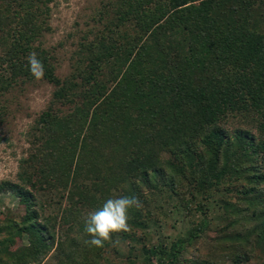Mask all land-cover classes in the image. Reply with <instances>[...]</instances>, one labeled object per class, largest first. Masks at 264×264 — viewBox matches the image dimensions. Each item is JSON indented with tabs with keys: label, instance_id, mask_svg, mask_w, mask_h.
<instances>
[{
	"label": "trees",
	"instance_id": "obj_1",
	"mask_svg": "<svg viewBox=\"0 0 264 264\" xmlns=\"http://www.w3.org/2000/svg\"><path fill=\"white\" fill-rule=\"evenodd\" d=\"M51 2L0 0V125L31 52L52 87L0 180L22 207L0 212V264H264V0H107L63 78L39 40ZM120 196L142 205L129 231L88 246V213ZM213 221V249L181 260Z\"/></svg>",
	"mask_w": 264,
	"mask_h": 264
},
{
	"label": "rangeland",
	"instance_id": "obj_2",
	"mask_svg": "<svg viewBox=\"0 0 264 264\" xmlns=\"http://www.w3.org/2000/svg\"><path fill=\"white\" fill-rule=\"evenodd\" d=\"M107 0H53L49 4V15L46 19L48 31H43L40 36L41 46L47 50H53L56 58L55 73L63 78L71 72L73 51L76 49V43L80 32L84 29L97 25L92 19L97 20L96 11L106 3ZM125 31L134 34L131 26H126ZM52 52V51H51ZM52 87L43 81L35 79L32 82H25L15 86L4 97L6 110L0 125V180L15 179L17 171V162L24 156L27 148L25 143V132L32 125L33 120L42 112L50 98ZM232 126H236L234 122ZM237 126H241L239 123ZM0 212L9 213L11 217L22 213V207L17 200L9 194L0 196ZM47 214V211H45ZM217 214V211H215ZM188 217L175 213L168 216L161 230L163 235L169 238L176 234H181L186 228ZM219 222H217L218 224ZM216 221L212 222L211 228L187 249L180 259H190L194 255L201 257L211 251L209 245L214 237L213 227ZM172 226V228L170 227ZM23 247L24 240L16 242L15 247ZM122 254L126 253V248L122 243L117 242ZM18 248V249H20ZM14 249V247H13ZM115 256H110L114 259ZM123 258V256H121ZM115 262L123 263L117 257ZM44 264H54L52 260H46Z\"/></svg>",
	"mask_w": 264,
	"mask_h": 264
},
{
	"label": "clouds",
	"instance_id": "obj_3",
	"mask_svg": "<svg viewBox=\"0 0 264 264\" xmlns=\"http://www.w3.org/2000/svg\"><path fill=\"white\" fill-rule=\"evenodd\" d=\"M26 61L30 75L37 80L42 79L44 66L37 58V54L31 52ZM141 206L139 198L135 196L107 199L101 209L88 213L84 230L89 239L85 240V243L90 247L102 248L104 242L110 240L113 233L128 232L129 210L139 209Z\"/></svg>",
	"mask_w": 264,
	"mask_h": 264
}]
</instances>
